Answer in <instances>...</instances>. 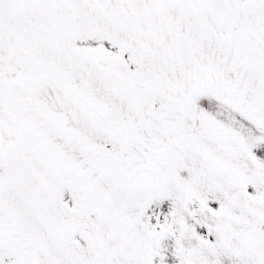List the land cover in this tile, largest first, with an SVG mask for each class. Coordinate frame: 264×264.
<instances>
[{"label": "snow or ice", "instance_id": "1", "mask_svg": "<svg viewBox=\"0 0 264 264\" xmlns=\"http://www.w3.org/2000/svg\"><path fill=\"white\" fill-rule=\"evenodd\" d=\"M0 264H264V0H0Z\"/></svg>", "mask_w": 264, "mask_h": 264}]
</instances>
